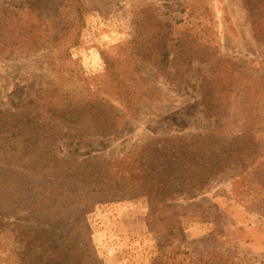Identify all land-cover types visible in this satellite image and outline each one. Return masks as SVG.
<instances>
[{
    "label": "rangeland",
    "instance_id": "374dc122",
    "mask_svg": "<svg viewBox=\"0 0 264 264\" xmlns=\"http://www.w3.org/2000/svg\"><path fill=\"white\" fill-rule=\"evenodd\" d=\"M25 1L0 0V8ZM83 4V23L60 51L0 59V114L35 107L32 100L38 94L61 84L58 70L70 79L62 85L69 92L66 96L85 99L84 83L103 74L100 53L132 42V47L113 54L132 59L129 83L138 93L136 114L124 118L116 138L94 135L87 119L68 125L49 115L24 133L0 134V149L13 150L6 154L12 159L7 166L0 150V181L18 172L34 179L45 175V171L22 168L15 164L17 159L25 164L41 154L52 171L69 173L84 161L121 157L151 139L185 137L203 145L207 163H220L219 170L211 172L201 192L176 197L154 217L146 198L97 205L87 221L100 263L157 264L162 254L176 250L181 255L178 260L186 259L184 264L209 252L239 264H264V217L245 209L233 195L229 171L221 166L227 148L221 121L209 117L203 103L205 87L213 78L220 81L215 91L221 94V73L229 68L231 77L239 76L236 67L223 68L228 63L264 77V43L254 35L256 17L264 27V0H83ZM157 34L165 39L166 63L159 61L155 48L142 44L143 37ZM113 105L122 112L118 104ZM237 108L234 102L229 111L240 118L243 110ZM250 109L247 114L263 122L264 132V90ZM1 194L7 198L0 201V264H47L45 250L33 239L38 233L61 247L68 245L57 231L39 226L38 215L20 210L25 195L0 188ZM173 213L180 225L160 226Z\"/></svg>",
    "mask_w": 264,
    "mask_h": 264
},
{
    "label": "trees",
    "instance_id": "16d2710c",
    "mask_svg": "<svg viewBox=\"0 0 264 264\" xmlns=\"http://www.w3.org/2000/svg\"><path fill=\"white\" fill-rule=\"evenodd\" d=\"M83 5V0H27L19 6L0 8V59L45 50L60 51L61 45L73 38L76 28L83 23ZM256 20L254 35L264 43V27L259 18L256 17ZM142 44L146 48H155L154 54L159 55L161 63L168 62L167 52L164 51L167 46L161 34L150 39L143 37ZM133 45L134 42L119 46L111 53H100L103 74L84 83L81 92L85 93V99L66 96L69 92L62 85L70 83V79L58 70L61 84L38 94L32 100L35 107L21 113L0 114V134L13 130L24 133L42 116L49 115L68 125L87 119L92 123L94 135L119 136L124 118L135 116L139 98L136 89L129 83V75L133 74L132 59H120V55L113 53H121L123 47ZM228 67H236L235 74L239 72V76L231 77ZM223 68L228 69L221 73V94L215 91L219 90L220 81L213 78L205 87L204 108L209 117L215 116L218 124L221 121V133L225 134L223 138L227 145L223 149L226 156L221 166L224 171H229L233 195L245 209L255 210L264 217L263 122L255 121L252 114H247L251 110L250 105L264 90V77L250 74L249 69L241 65L228 63ZM183 83L180 81V86ZM207 88L211 91L207 92ZM234 102L238 103L237 110H243L240 118L234 111H229ZM113 103L121 107V113ZM11 151L12 148L2 151L6 166L11 163L12 159L6 157ZM204 152L203 145L188 142L185 137L151 139L121 157L84 161L69 173L52 171L40 154V157H33L25 164L17 159L15 164L45 171L43 177L34 179L22 172L14 173V176L0 181V188L2 192L10 189L12 194L25 195L24 199L19 197L25 202L20 210L38 215L41 218L39 226H49L68 239V245L61 247L39 233L33 238L40 244L41 250H45L47 264H101L87 221L94 208L107 203L146 198L151 205L150 216L162 214L160 211L169 208V203L176 197H194L195 193L201 192L211 172L219 170L220 163H207L209 156L205 157ZM1 170L11 173L3 168ZM13 187H17L14 192ZM0 198L3 201L7 195L4 197L1 194ZM16 202L14 198L13 210L17 208ZM178 218L173 213L162 221L157 219L161 222L160 226L166 227L171 223L180 225ZM179 256L178 251H171L162 254L156 263L168 264L172 261V264H184L186 259L178 260ZM187 261L188 264H239L213 252L207 253L204 258Z\"/></svg>",
    "mask_w": 264,
    "mask_h": 264
}]
</instances>
